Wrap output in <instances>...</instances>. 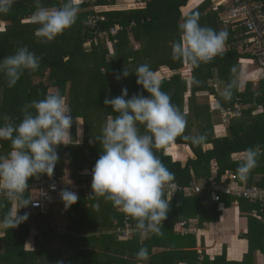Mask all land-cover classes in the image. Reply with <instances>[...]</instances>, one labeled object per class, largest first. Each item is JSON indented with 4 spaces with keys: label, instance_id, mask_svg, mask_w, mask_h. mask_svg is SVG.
<instances>
[{
    "label": "trees",
    "instance_id": "1",
    "mask_svg": "<svg viewBox=\"0 0 264 264\" xmlns=\"http://www.w3.org/2000/svg\"><path fill=\"white\" fill-rule=\"evenodd\" d=\"M40 2L43 6L52 8L59 7L66 0ZM133 3L118 4L117 0H97L93 6L81 3L76 24L65 30L55 41L43 43L42 38L35 35L36 29L40 26L31 22V17L36 11V0H15L8 14H0V62L8 55H14L22 46H27L30 51L41 56L42 60L38 71L25 70L12 88L7 86L6 77L0 72V127L4 124V115L10 116L12 122L18 125L23 119L21 109L32 100L44 99L49 93L63 96L72 110L73 119L75 120L76 116L84 119L85 136L82 143L77 144L76 139H73L72 144L58 147L60 160L53 177L65 176L68 160L72 179L77 182L90 180L92 174H86L84 170L89 167L88 169L92 171L103 153L102 145L96 137L102 135L108 118L110 116L115 118L117 115L111 106L104 104V100L106 97L120 96L125 87L129 92L127 99L134 93H139L142 86L137 84L138 77L135 71L140 65L147 64L155 73L163 71L164 75L159 78L162 81L161 90L169 94L172 103L177 105L181 112L186 113L187 128L184 135L203 134L207 137L199 146L182 137L177 138L175 142L188 145L194 156L188 155L186 158L178 156L177 159H173L169 154L164 155V149L156 151V155L174 173V182L186 187L194 181H205L208 184L212 177L215 176L220 181L230 173L236 176L237 186L243 184L264 186V155L259 157L258 166L247 181H241L237 175L238 162L245 155V149L259 144L264 150V80L254 81L259 77V70L254 65H246L245 68L241 65L243 59H251L250 53L242 52L237 46L227 47L229 43L235 41V33L229 27L222 29L218 20L220 10L216 9L212 0L195 2L147 0ZM195 13L199 14L201 26L211 27L217 32L227 31L229 34L224 57L217 56L212 63L201 64L199 68L172 59V45L180 38L178 25ZM93 15L103 16L105 19L91 25L89 18ZM114 26L122 27L115 37L108 40L94 39L96 30H107ZM233 67L236 69L235 73L232 72ZM125 68L131 74L117 80L115 74L119 73L122 76ZM34 76H40L38 83L33 82ZM193 77L203 81L202 86H189L187 81ZM234 78L239 82L245 81V88L234 90L231 102H225L217 89H223ZM198 92L209 93L206 95L209 98L215 95L214 109H211L209 99L198 103ZM144 95L147 96L149 93L145 91ZM236 104L240 105V114H230L227 134L217 135L216 124L225 120L223 114L227 109L237 111ZM218 117H221L222 121H217ZM138 128L140 133L144 134V126L138 125ZM75 129L74 123L72 134ZM208 144H212V147H206ZM10 151V141L1 140L0 156H5ZM43 176L47 174L41 177ZM34 178H30L29 184ZM226 182H231V176L226 178ZM184 192L180 191L172 197L162 234H154L156 242L175 237L176 233L173 231L172 234L171 232L168 234L166 228L174 225L177 220L194 217L199 221H218L222 214L221 205L228 206L235 199L223 195L221 201H213L209 189H203L192 196ZM78 196L79 200L75 204L81 210L79 214L84 215L85 209L90 208L86 206L85 194L81 193ZM236 200L240 204V209L249 217V231L245 238L249 241L251 251L244 260H228L226 252L212 259L205 251L203 259H200V253L196 250L174 248L167 250L166 253L155 254L153 258L160 264H253L254 259L251 257L257 249L264 255V222L256 217L264 211H261L259 204L241 198ZM6 202L8 205L11 204L3 199V204ZM109 206L112 207V203ZM71 207L74 208L75 205ZM254 209L258 210L257 215L252 214ZM67 214L72 222L70 228L77 229L76 220L80 215L73 216L71 212ZM127 217L124 213H117L119 225L125 227L124 220ZM130 221L133 229L135 221L131 218ZM48 233L54 240L62 237L60 233L54 234L53 230ZM97 237L106 242L114 239L112 234L107 233ZM80 256L78 253L77 257Z\"/></svg>",
    "mask_w": 264,
    "mask_h": 264
},
{
    "label": "clouds",
    "instance_id": "2",
    "mask_svg": "<svg viewBox=\"0 0 264 264\" xmlns=\"http://www.w3.org/2000/svg\"><path fill=\"white\" fill-rule=\"evenodd\" d=\"M15 0H0V14H8ZM82 0H66L59 7L47 8L36 0V11L31 17L33 24L39 25L35 35L43 43H50L63 35L65 30L76 24ZM198 13L187 17L178 25L180 38L172 45V59L185 65L199 68L201 64L212 63L217 56L226 54L227 31L217 32L211 27L201 26ZM41 56L30 51L27 46L19 47L14 55H8L0 62V72L7 80L9 88L15 87L25 70L36 72L41 65ZM236 69L233 67L232 72ZM137 84L142 86L139 93L130 99L128 89L115 98L106 97L104 104L111 106L117 113L109 117L102 129V135L96 140L102 145L103 153L92 169L93 194L110 201L113 207L135 221L136 230L141 236L162 234L163 221L168 218L171 199L165 198V191L172 187V173L156 155V151L174 143L178 137L191 141L194 145L203 144L206 135H184L187 128L186 113L181 112L171 101L169 94L161 90L162 81L147 64L140 65L135 71ZM131 73L125 68L122 76L116 73V79L126 78ZM189 86L200 87L203 81L193 77L187 81ZM242 84L232 79L223 89L217 91L225 102H231L234 90ZM149 93L145 96L144 92ZM220 107V104H217ZM34 110V111H33ZM22 121L17 125L8 115L3 116L0 127V140L10 141L11 151L0 156V196L13 203V207L4 214L0 223L5 228H17L28 219V213L19 214V209L33 204L29 180L41 179L43 174L49 178L60 160L58 147L73 143L71 129L76 124V136H83V121L79 116L73 119L72 110L65 98L59 94H47L44 99L32 100L21 109ZM138 125L145 128L140 133ZM77 144L80 140H76ZM264 155L259 144L245 149V155L238 162L237 175L241 181H247L258 166L259 157ZM52 190L56 189L53 183ZM66 208L77 203L79 196L67 188L59 193ZM18 202L19 206L15 204ZM0 207H4L0 204ZM146 247L140 248L137 259H147ZM57 264H63L58 261Z\"/></svg>",
    "mask_w": 264,
    "mask_h": 264
},
{
    "label": "crops",
    "instance_id": "3",
    "mask_svg": "<svg viewBox=\"0 0 264 264\" xmlns=\"http://www.w3.org/2000/svg\"><path fill=\"white\" fill-rule=\"evenodd\" d=\"M117 2L118 4H134V0H117ZM158 73L161 74V77L163 76L162 71L159 70L156 74ZM240 83L242 90L245 88V81L241 80ZM207 94L209 93L198 92L197 101L203 103L209 99L211 109H214L216 97L212 95L209 98L206 96ZM186 109L188 110V108ZM81 120L84 122L83 118ZM228 124L229 117L217 123L216 134L219 136L227 134ZM83 130L82 138L77 137L80 143L84 141V123ZM206 147L211 148L212 144H208ZM166 151L173 159H177L178 156L186 158L188 155H195L188 145L176 142L168 146ZM66 168L67 166L65 175L69 177L70 170L67 171ZM88 168L84 170L85 173H88ZM184 193L189 196L195 194L190 191ZM85 197L86 206L90 210L85 209L84 215L81 213L79 219L76 220L77 229L75 230L70 228L72 222L64 202L44 213L33 210L30 206L19 209L20 215L25 213L29 215L28 219L17 228H5L0 223V264H57L58 261H62L63 264H160L153 256L161 252L166 253L172 248L175 250H196L200 253V259L204 257L203 251L209 254L212 259L226 251L229 254V256L227 255L228 260L242 261L246 258L249 242L245 235L249 231V217L240 209V204L235 199L228 206L221 205L222 214L218 221H199L194 217L177 220L174 225L166 228L168 234L170 232L172 234L174 231L176 237L171 240L160 239L159 242H156L154 234L148 237L141 236L134 226L127 236L118 232V227H124L119 225L117 213L123 214V210L113 208V205L110 207V201H105L93 193L85 195ZM3 199L0 196V204H3ZM3 205L4 207H0V221L3 220L4 214L14 206L12 202L10 205L7 202ZM15 206H19L18 202ZM41 215H44L49 225V229L46 231L41 229L37 220ZM256 217L264 222V212ZM164 222L162 227H164ZM182 222H188L186 227L189 231L180 232ZM51 230L54 231V234H62V237L54 240L48 233ZM103 233L112 234L114 239L107 240V242L99 239L97 235ZM142 247L148 249L149 255L147 259L138 260L137 253ZM8 252L13 253L9 254ZM78 253L81 255L80 258L77 257ZM251 258L255 260V262L253 260V264L264 263V255L259 249L254 252V256Z\"/></svg>",
    "mask_w": 264,
    "mask_h": 264
},
{
    "label": "built area",
    "instance_id": "4",
    "mask_svg": "<svg viewBox=\"0 0 264 264\" xmlns=\"http://www.w3.org/2000/svg\"><path fill=\"white\" fill-rule=\"evenodd\" d=\"M147 0H134V2H143ZM216 9H219L218 20L222 25V29L231 28L235 33V41L227 45L228 48L237 46L242 52L250 53L251 59H243L241 65H254L259 70V79L264 80V0H212ZM97 0H82L83 4L93 6ZM105 17L99 15H93L89 18L91 25H96L99 20H104ZM121 26H114L107 30L101 29L94 32V39L108 40L111 37H115ZM237 111L233 112L228 109L225 112L226 115L234 113L240 114V105L236 104ZM229 111H232L230 113ZM86 174H92V171L88 170ZM231 176V182H226V178ZM56 185V189L52 190L50 185ZM92 178L83 182H77L70 176H57L49 178L43 176L41 179L29 184L30 191L33 194V204L39 206L30 205L33 210L40 211L42 213L48 211L54 206L62 203V199L59 195L60 190L67 188L70 191H74L77 194L89 195L93 193L91 188ZM203 189H209L212 194L213 201H221L223 195L232 196L235 199L241 198L249 202L260 205L261 211H264V186L236 185V176L234 174H227L220 181L214 176L207 184L205 181H194L189 186H182L177 182H172V187L167 188L165 191V198L171 199L179 191H190L199 193ZM253 215L258 214V210L252 211ZM130 217L125 220V227H118V232L127 236L132 230ZM187 222H182L180 232L185 233L189 231L186 227Z\"/></svg>",
    "mask_w": 264,
    "mask_h": 264
},
{
    "label": "rangeland",
    "instance_id": "5",
    "mask_svg": "<svg viewBox=\"0 0 264 264\" xmlns=\"http://www.w3.org/2000/svg\"><path fill=\"white\" fill-rule=\"evenodd\" d=\"M161 71V70H160ZM163 72V71H162ZM157 75V77L158 78H160L161 77V74H156ZM163 75H164V73H163ZM33 82L34 83H38L39 82V80H40V76H34V78H33ZM51 92H53V88L51 89ZM66 100V99H65ZM228 110V109H227ZM227 110L226 111H224V114H223V117H224V119L225 118H227L228 117V115H226L225 114V112H227ZM230 113H232V111H229ZM234 114V113H233ZM82 118V117H81ZM84 120V119H83ZM217 121H222V119H221V117H218L217 118ZM82 128H83V125H82ZM84 131V130H83ZM72 132H73V130H71V134H72ZM74 134H75V137H74ZM72 136H73V139H76L77 140V136H76V129H75V132L72 134ZM68 163V164H67ZM70 163H69V161L67 160L66 161V166H67V171H69L70 170V165H69ZM65 166V167H66ZM65 176H67V175H65ZM85 202V201H84ZM79 203H80V201H79ZM82 203V202H81ZM80 203V204H81ZM75 205V207L73 208V207H70V208H67L66 210L68 211V212H71L72 213V215L74 216L75 214H76V216L81 212V210H80V208L79 207H76V204H74ZM65 208V207H64ZM79 208V209H78ZM80 215V214H79ZM176 237V236H175ZM249 242V241H248ZM250 251H251V249H250V246H249V244H248V252H247V255L248 254H250ZM224 253V252H223ZM226 253H227V255L229 256V254H228V252L226 251Z\"/></svg>",
    "mask_w": 264,
    "mask_h": 264
},
{
    "label": "water",
    "instance_id": "6",
    "mask_svg": "<svg viewBox=\"0 0 264 264\" xmlns=\"http://www.w3.org/2000/svg\"><path fill=\"white\" fill-rule=\"evenodd\" d=\"M37 220L42 230L46 231L49 229V225L44 216H39Z\"/></svg>",
    "mask_w": 264,
    "mask_h": 264
},
{
    "label": "bare ground",
    "instance_id": "7",
    "mask_svg": "<svg viewBox=\"0 0 264 264\" xmlns=\"http://www.w3.org/2000/svg\"><path fill=\"white\" fill-rule=\"evenodd\" d=\"M180 192V191H179ZM41 216H44V215H41Z\"/></svg>",
    "mask_w": 264,
    "mask_h": 264
}]
</instances>
